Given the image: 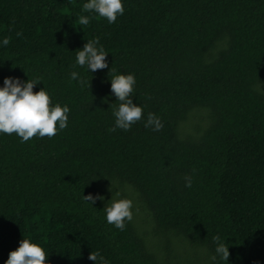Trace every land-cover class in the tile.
<instances>
[{"label":"trees","instance_id":"1","mask_svg":"<svg viewBox=\"0 0 264 264\" xmlns=\"http://www.w3.org/2000/svg\"><path fill=\"white\" fill-rule=\"evenodd\" d=\"M84 2L0 0V86L40 78L34 92L70 108L52 138L0 134V264L23 237L48 264H94V251L109 264H209L217 235L229 264H264V0H122L115 23L82 26ZM93 39L109 54L91 74L75 57ZM110 69L136 79L144 119L128 131H109ZM117 193L134 202L124 231L104 218Z\"/></svg>","mask_w":264,"mask_h":264},{"label":"clouds","instance_id":"2","mask_svg":"<svg viewBox=\"0 0 264 264\" xmlns=\"http://www.w3.org/2000/svg\"><path fill=\"white\" fill-rule=\"evenodd\" d=\"M80 12L78 19L82 26L90 23L92 14H95V18L106 19L112 24L117 21L118 16L124 15L125 8L122 0H85ZM9 43L8 37L0 39V47H6ZM108 54L99 39L88 40L76 53L75 65L92 74L96 70L108 68L106 59ZM109 73L111 93L114 94L115 101L119 102L112 109L115 126L109 131H115L117 128L128 131L134 124L144 119L143 108L132 99L136 79L131 73L124 74L111 69ZM70 80L83 82L81 74L77 71L70 73ZM41 82L40 78H28L23 81L15 76L4 78L3 86H0V134L15 133L21 143H24L34 136L52 138L58 131L68 127L69 106L59 102L53 103L45 87L34 92V87ZM144 126L153 131H160L163 128L160 117L154 113L147 114ZM185 180L186 187H191L192 179L186 176ZM100 198L98 195L95 197L83 195V201L92 206ZM108 201L109 203L103 207L106 222L124 231L126 222L133 220V200L117 193L116 198L111 196ZM213 243L216 247L214 254L209 257V264H229L228 243L218 235L213 237ZM48 256L43 246L31 238L23 237L19 241V247L9 252L4 264H48ZM89 259L94 264H109L99 251L91 252Z\"/></svg>","mask_w":264,"mask_h":264}]
</instances>
